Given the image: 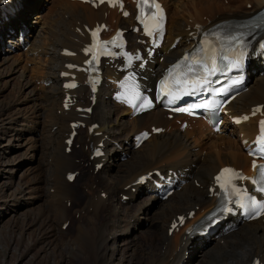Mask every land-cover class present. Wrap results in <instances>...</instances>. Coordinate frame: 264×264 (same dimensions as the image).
Masks as SVG:
<instances>
[{
    "label": "bare ground",
    "instance_id": "6f19581e",
    "mask_svg": "<svg viewBox=\"0 0 264 264\" xmlns=\"http://www.w3.org/2000/svg\"><path fill=\"white\" fill-rule=\"evenodd\" d=\"M2 1L0 0V5ZM37 1L39 0H21L23 10L19 15L10 22L0 24V133L2 132V139L6 137V143L0 141V201H6V205H2L12 209L13 206H19L23 198L33 192H36L34 195L37 197V191L42 190L40 179L43 178L46 189L44 190L46 206L38 217L41 218V222L34 218L29 219L28 215L32 216L34 208L20 216L11 211L7 213L8 216L12 213L10 227L15 228L21 220L23 228L20 235L22 236L40 223L41 235L38 243L43 240L48 241L45 242L47 249H43L41 253L61 251L64 255V251L70 253L77 251V254H81L78 255L85 259L95 256V263L100 264V261L107 262L115 255L116 249L112 246L116 244L117 237L124 233L130 234L131 225L126 219L131 220L132 216L126 214L132 210H134L133 216L141 214L143 210L149 209L147 205L150 202H154L157 204V210L152 217H154L153 222L157 223L154 233L151 234L153 237L150 236L151 239L149 243L147 242L149 252L138 255V258L141 257L137 259L140 263L188 264L186 259L191 260L193 255L192 264H251L255 257L264 264V219L252 224H239L237 231L211 237L203 243L186 237L187 227H184L180 233L173 235L168 233L170 224L178 215H188L191 210L198 207L195 217L189 221V225H193L213 208L215 199L211 196L209 188L213 184L214 174L221 167L229 165L240 169L248 168L249 160L241 146L228 144V138L226 136L223 138L222 134H251L256 127V121L251 120L236 127L233 125L234 129H227L226 122H222L220 133H214L202 119L198 121V119L176 116L170 121L160 108L132 118L128 108L112 102L109 93L112 85L108 80L104 85V93L90 116L82 117L74 108L65 110L62 106L64 93L61 75L67 71L65 65L70 59H67L64 50L67 48L80 50L84 42H87V38L82 35L86 24L104 20L106 9L95 10L78 1L57 0L55 4L52 3L53 1L50 2L53 9L45 12L37 9ZM163 2L168 10L169 25L165 43L159 54L142 72L147 85L153 83L160 72L193 43L190 40V33H196V23H205L204 17L213 24L233 22L248 19L264 7V0H163ZM8 5H13V2ZM248 5L250 8L247 9ZM35 11H39L36 16L37 26L31 29L27 25L28 19ZM108 12L111 22L116 19L117 23L128 26L134 23L132 19L121 18L116 11ZM8 27L17 30L11 33L17 38L12 37L7 41L11 45L6 43L9 50L5 51L2 49L1 41L4 35L9 33L6 31ZM20 30H25V45L20 44L22 39ZM178 36L182 39L175 48H172ZM14 46L21 53L25 46L29 47L22 55L19 53L18 55L12 50ZM19 56L25 57L26 65H20L21 62L17 59ZM161 56H164V60L160 59ZM77 59L81 60V55ZM28 64L33 66L31 71ZM259 66L256 64L253 67L255 74L248 86L249 91L236 98L234 105L229 108L231 116L240 113L249 114L251 107L264 105V69ZM29 72L32 75H29ZM108 72L111 76L116 74V70L110 65ZM12 81L13 86H11ZM38 82L42 85L39 89L35 85ZM87 93L85 86H81L78 90L83 106L90 105ZM184 118L190 122L185 130L168 129ZM77 120L86 122L87 126L98 122L100 126L93 135L88 133V127L85 130L81 129L76 143L80 144L82 151L73 148L72 153L68 154L65 139L70 132L71 122ZM222 120L229 118L222 117ZM154 124L167 129L164 133L150 138L137 150L132 149L129 141L122 136L130 135V138L141 129L149 128ZM25 132L33 133L34 137H25ZM36 132L40 133L42 138L40 146L35 136ZM97 132L102 134L95 136ZM30 142L31 146L28 147ZM101 142L106 147L104 157L91 161L93 148ZM23 145L27 146L22 154L25 157L30 156L31 160H35L37 150H41L39 172L32 181L34 186L25 182L24 178L13 186L15 170L7 168L11 156ZM225 145L228 149L223 152L221 147ZM125 155L129 157L125 162L121 161V164L117 165V170L113 174L95 170L98 162L105 161V165L112 168L110 164L116 166L115 162L119 160L116 156L123 158ZM154 169H162L165 172L168 169H181L187 174L188 182L164 201L150 186H144L137 192H133L132 188L126 190V187L136 181L139 175ZM77 170L81 171V187L89 189L88 193L83 191L80 194L81 191L78 192V189L72 185L74 182L71 184L66 178L69 172ZM90 171L93 172L92 175ZM104 193L107 194V198L103 197ZM124 195L130 196L128 205L132 202L136 203V206L132 207L133 204L127 207L128 205L125 204V208L122 204ZM38 199H41V195ZM68 202L74 204L73 208H69ZM78 214L80 219H77ZM97 215L99 218L96 217ZM102 216H105L106 220H101ZM69 219L75 220L74 235H70L69 230L63 231V225ZM2 228L3 225L0 230ZM108 231L113 233L108 234ZM29 236L31 238V235ZM21 240L23 241V237L18 241ZM36 243H30L31 245L21 252L19 258L17 253L11 255V264H20L25 259V255L35 250L33 248ZM11 244L12 242L7 243L8 248ZM197 254H201V258H197ZM123 259L128 264H136L131 263L125 256Z\"/></svg>",
    "mask_w": 264,
    "mask_h": 264
},
{
    "label": "rangeland",
    "instance_id": "374dc122",
    "mask_svg": "<svg viewBox=\"0 0 264 264\" xmlns=\"http://www.w3.org/2000/svg\"><path fill=\"white\" fill-rule=\"evenodd\" d=\"M56 1L57 0H39L36 3V4H38L37 5V9H39L40 11L48 12L49 9H53V7L50 4V2L55 4ZM226 5H227V2H226ZM55 10L58 11L57 8H55ZM38 13H39V11H35L33 14H31V16L28 19L29 24H27V25H29V27L31 29H34L37 26L36 16H37ZM203 21H204V19H203ZM204 22L206 23L207 19ZM27 28H28V26H27ZM12 37L13 38H17V37H15V35L11 34V36L8 38V41ZM6 43H7V41L4 44L5 47H4L3 50H5V51L9 50L8 46H6ZM31 43H32V40H31ZM22 51H23L22 53H21V51H18V53L20 55H22L26 51V49H23ZM18 53H16V54H18ZM17 59L21 62L20 63L21 66L26 65L25 57L21 58L19 56V57H17ZM28 68L31 71L33 66L31 64L30 65L28 64ZM29 75H32V73L29 72ZM12 84H14L13 81L11 83V86H13ZM35 85H36V87L38 89L42 86L40 84V82H38ZM45 87H47V86H45ZM170 121H173V120H170ZM198 121H202V120H198ZM41 122H42V120H41ZM223 122L224 123L226 122L225 125L227 126V129H234V126H233V124L231 123L230 120H225V121L223 120ZM179 125H180V122H177L173 126H171V128H181ZM1 135H2V132L0 133V141L6 143V137L4 136V139H2L3 135L2 136ZM24 135H25V137H29V136H33L34 137V134L33 133H29V132H25ZM222 135L224 136L223 138H225V136L228 138V140H227L228 144H231L233 146H241L240 145V139L237 138V137H239L237 134L233 135V134L225 133V134H222ZM35 136L38 139V145H39L40 142H41V139H42L40 137V133L36 132ZM122 136L124 138H126V141L129 140V136L130 135L123 134ZM26 146L27 145H23L22 148H18L17 149V152L14 155L11 156V158L13 159V160L11 159V162L12 161H14V162H12V163L10 162L8 167H7V168H14V170H15L13 172V186H16L18 184V182L22 180V178H24L25 182H29V183H31L34 186V183L32 181L34 180L35 176L39 172L38 169H39V161H40V158H41V156H40L41 150L40 149L37 150V153L35 152L36 153V159L35 160H31L30 156L25 157L22 154L23 151H25V147ZM30 146H31V142L28 144V147H30ZM77 146L74 147L75 150L79 151V152L82 151L81 146H78V147ZM224 147H221V150L223 152H225L228 149V147L226 145ZM122 152L123 151H121V153ZM207 153H208V151L205 152V155H207ZM116 157L119 158V160H117L115 162L116 166H114V164L111 163L110 167H112V168H108L109 165H106L101 171H106L109 174H113L117 170V165L121 164V161H122V163L126 161L124 158H122V156H116ZM12 164H13V166H12ZM90 172H91L90 174L92 175L93 172L92 171H90ZM80 176L81 175L79 174L78 177H77V180L74 181L73 184L72 183L71 184L74 185L78 189V192L81 191L80 194H82L83 191L88 193L89 189H83L81 187L80 183L82 181V176L81 177ZM40 184L42 186V190H41L42 192L41 191H37V197H36V195H34V194H36V192H33L31 195L24 197L23 200H22V203L18 204L19 206H17V207L13 206L12 209H7L5 206H3V205H6L5 204L6 201H4V200L0 201V221L3 219L0 222V227L3 225V228L0 230V264H11V261H10L11 260V255H13L14 253H17L18 254L17 258H19L21 252L25 251L26 248L31 245L30 243L33 244L34 242L35 243L37 242L36 243L37 245L33 248L35 250H33V252L31 254H28L27 256L25 255V253H23V255H25V257H24L25 259L22 260L20 262V264H66V263L67 264H96L95 263V259H96L95 256H92L90 258L88 257L87 259H89V260H87V259L83 258L82 256L80 257L79 255H81V254L78 253L79 254L78 255L77 251H74L73 253H70L68 251H64V253H65L64 255L65 256L61 253V251H55V253H53V252L41 253V251L43 249H47V244L46 243H48V241L43 240V242H40V244L38 243V238L41 235L40 234L41 233V229H40V225H39L40 223H38L36 225V227L34 226L33 230L31 229L29 232L28 231L25 232L22 236L20 235L21 231H22V228H23L21 220L16 225L15 228L12 229L10 227L9 222H10V218H11L10 215L12 213L19 214V216H20L24 212L27 213V211H29L31 208H34V213L32 214V216L28 215L29 219H33L34 218V219L39 220V222H41V218L39 219L38 217L40 216V214H42V211H43V209L46 206V203H45V200H44V199H46L45 195H44V190H46L45 189L44 178L40 179ZM40 195H41V199H38L40 197ZM2 201H3V203H2ZM73 205H74L73 203H72L71 206L69 205V208H73ZM132 205L133 204L131 203V205H128L127 207L132 206ZM135 206H136V203H134V205L132 207H135ZM147 207H149V209L143 210L141 212V214L133 216L134 215V210H132L130 213L128 212L126 214L127 216H130V217L132 216L131 220L130 219H126V220H128L129 225H131L130 234H125V233L124 234H120L117 237L116 244L114 246H112V247H114L116 249L115 255L113 257H111L110 260L107 261V262L100 261V264H128V262L123 259L124 256L126 258H128L131 263L132 262H135L136 264L145 263V262L140 263L137 260V259L141 258V257L138 258V255H140L142 252L143 253L149 252V248H148L147 242L149 243V241L151 239L150 236H152L151 234L154 233L155 227H156V223H157V222H155V223L153 222L154 221V217H152L154 212L157 210V204H154V202H150L147 205ZM125 208H126V205H125ZM11 211H14V212H12L8 216V214ZM91 213H93V212H91ZM96 217L99 218V215H97ZM139 217L141 219H139ZM78 218L80 219L79 214L77 215V219ZM105 218H106L105 216H102L101 220L104 221V220H106ZM134 224H136V225H134ZM37 229H40V230L37 232L36 231ZM67 230H69V232H71L70 235L71 234L74 235L76 233L75 220L71 221L69 227L67 229L63 230V231L65 232ZM108 232H109L108 234H112L113 233L112 231H108ZM29 235H31V238H29L30 237ZM25 236H27V237L25 238ZM21 237H23V241L22 240L18 241ZM100 238H102V237H100ZM111 239H112V237H110V240ZM8 242H9V244L12 242V244L10 245V248H8V246H7ZM98 246H99V243L97 244V247ZM61 247H62V245H61ZM60 249H64V248H60ZM66 254H68V255L66 256ZM62 256H63V258L64 257L65 258L62 259L61 258ZM200 256H201V254H197V258H201ZM185 259H186V257H185ZM89 261L92 262V263H90ZM186 261H187L188 264H192L193 263V255H192L191 260L190 259H186ZM132 264H134V263H132Z\"/></svg>",
    "mask_w": 264,
    "mask_h": 264
},
{
    "label": "snow or ice",
    "instance_id": "6c2138e0",
    "mask_svg": "<svg viewBox=\"0 0 264 264\" xmlns=\"http://www.w3.org/2000/svg\"><path fill=\"white\" fill-rule=\"evenodd\" d=\"M148 0H141V3H147ZM151 7H154L155 9H157L158 11L162 12V9H160V6L159 4L155 3V0H151ZM141 11H143V7H141ZM125 15H127V13H125ZM152 17L153 19L156 18V13H152ZM160 19H162V16L160 17ZM157 28L160 27L159 23H157ZM147 24H145V28L147 29ZM149 35H151V31H149L148 33ZM93 35L95 36L96 33H93ZM233 39H236L235 37ZM115 41H113L114 43ZM86 51H90V49H86ZM89 63H91V61H89ZM69 67H73V65H69ZM67 87H75L74 84H69V85H66ZM179 111H187V109H178ZM244 119H247V117H245ZM257 145H258V153L262 156H264V121H261V136L258 137L257 141H256ZM255 166V165H254ZM233 170L232 169H224L223 170V173H232ZM222 173V175H223ZM261 176L264 177V166H261ZM71 179V177H69ZM217 180H221V176H218L217 177ZM221 187L224 188L225 185L224 184H221ZM235 191V189H234ZM237 203H239V201H237ZM261 210L264 211V206H261Z\"/></svg>",
    "mask_w": 264,
    "mask_h": 264
}]
</instances>
